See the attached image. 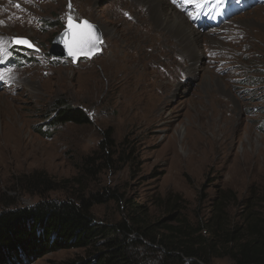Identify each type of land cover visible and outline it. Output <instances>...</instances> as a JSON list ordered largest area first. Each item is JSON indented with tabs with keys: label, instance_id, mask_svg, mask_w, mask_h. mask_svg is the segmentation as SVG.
Segmentation results:
<instances>
[{
	"label": "rangeland",
	"instance_id": "obj_1",
	"mask_svg": "<svg viewBox=\"0 0 264 264\" xmlns=\"http://www.w3.org/2000/svg\"><path fill=\"white\" fill-rule=\"evenodd\" d=\"M94 1L89 9L88 0H0V212L97 195L106 202L94 207L96 221L116 223L123 213L111 191L147 213L149 260L169 241L208 264H234L242 246H264V0H202L199 10L168 0L214 38L196 48L198 69L183 53L140 50L141 13L128 1ZM98 8L113 25L98 22ZM69 16L99 28L92 59L50 55ZM16 39L36 50H14ZM128 62L136 72L125 78ZM62 104L91 124L48 130ZM107 134L109 162L99 152ZM81 260L86 251L66 250L26 264Z\"/></svg>",
	"mask_w": 264,
	"mask_h": 264
},
{
	"label": "trees",
	"instance_id": "obj_2",
	"mask_svg": "<svg viewBox=\"0 0 264 264\" xmlns=\"http://www.w3.org/2000/svg\"><path fill=\"white\" fill-rule=\"evenodd\" d=\"M67 124L90 125L88 114L79 108L60 105L50 118L46 128ZM41 130V129H40ZM43 137L50 136L43 131ZM47 130V131H48ZM112 138L107 134L99 152L110 161ZM96 161L88 159V163ZM93 162V163H94ZM95 164V163H94ZM108 200L120 204L123 218L116 223H99L93 215L96 205L106 201L97 195L65 201H42L33 208L3 210L0 212V264H26L50 253L66 250H84L89 261L81 264H208L194 247H180L169 241L161 251V257L149 260L147 256L150 231L147 213L139 205H130L125 197L107 191ZM106 198V196H104ZM152 234V233H151ZM154 242V239H151ZM176 245V246H175ZM144 249L143 254L140 253ZM234 264H264V246L257 242L240 248Z\"/></svg>",
	"mask_w": 264,
	"mask_h": 264
},
{
	"label": "bare ground",
	"instance_id": "obj_3",
	"mask_svg": "<svg viewBox=\"0 0 264 264\" xmlns=\"http://www.w3.org/2000/svg\"><path fill=\"white\" fill-rule=\"evenodd\" d=\"M117 1L118 0H111V4H116ZM126 1L130 3V6H134L138 9L137 13H141V16L137 18L138 30L136 33V38H138L139 41L138 48H140V50L144 49V52H147L149 48H152L154 51L157 50V53H163L165 49L170 51L172 50L173 52L176 51L183 53L184 57H187L190 62L195 61L193 62V66H195L196 69L200 67V64L198 61H196L194 55V53H196V48L202 41H212L214 39L213 37H210L208 34L205 35L200 33L198 28L195 29L191 27L187 19L175 10L172 5L169 4L168 0ZM94 2V0H88L89 9L91 6H93ZM3 7L11 9L10 7L12 6L10 2H7L3 4ZM19 8L23 10L27 9L26 3H20ZM98 9L100 12L95 13L94 16H97L98 22L100 21L108 27V25L113 23L112 19L105 18L103 11H101L100 8ZM140 9H142V12H140ZM17 15L19 14L17 13ZM92 16L93 15H91V17ZM116 60H119V62H124L120 58H116ZM125 64L124 72L127 74L125 75V78H127L129 74L136 72V67L133 66L132 62ZM146 68L147 70L150 68V66L147 65V61ZM127 85L129 86V81H123V86L127 87Z\"/></svg>",
	"mask_w": 264,
	"mask_h": 264
},
{
	"label": "snow or ice",
	"instance_id": "obj_4",
	"mask_svg": "<svg viewBox=\"0 0 264 264\" xmlns=\"http://www.w3.org/2000/svg\"><path fill=\"white\" fill-rule=\"evenodd\" d=\"M183 2L194 6L198 10L202 7V0H183ZM188 15L195 19L193 13L189 12ZM65 35L69 37L65 42V47L68 49V54L73 57L80 55L91 56L93 52L99 50L98 44L103 42L93 30L91 24L87 21H84L82 24H74L71 16L68 17V30ZM17 43L28 44L26 40H18ZM28 46L31 47L30 44Z\"/></svg>",
	"mask_w": 264,
	"mask_h": 264
},
{
	"label": "water",
	"instance_id": "obj_5",
	"mask_svg": "<svg viewBox=\"0 0 264 264\" xmlns=\"http://www.w3.org/2000/svg\"><path fill=\"white\" fill-rule=\"evenodd\" d=\"M85 21V20H84ZM84 21H82L81 23H78L76 21L73 20V23L74 24H82ZM88 22V21H87ZM89 24H91L93 26V30L95 31V33L102 39L101 37V32L99 30V28L88 22ZM68 30V23L66 25V29L65 31H63L60 35H58L55 39V41L53 42V47L50 51V55L54 56V58H58V59H70L72 60L74 63H77L79 60L81 59H92L94 56H96L97 54H99L102 50L101 48V44H98V51H95L91 54V56H84V55H80V56H76V57H73V56H70L68 54V49L65 47V42L69 39L68 36L65 35V33L67 32ZM20 40V41H24L25 39H16L14 41V44L17 46V47H20V48H25V49H28V50H36V48L33 46V44L31 42H29L28 40H26L28 42V44L31 45V47L28 46V44H24V43H17V41ZM103 41V40H102Z\"/></svg>",
	"mask_w": 264,
	"mask_h": 264
}]
</instances>
